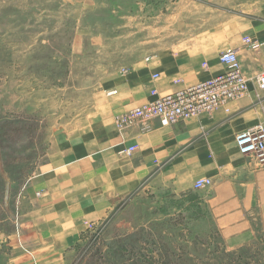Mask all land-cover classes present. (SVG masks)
Wrapping results in <instances>:
<instances>
[{"label":"rangeland","instance_id":"rangeland-1","mask_svg":"<svg viewBox=\"0 0 264 264\" xmlns=\"http://www.w3.org/2000/svg\"><path fill=\"white\" fill-rule=\"evenodd\" d=\"M238 37L264 41V0H0V264H264L261 227L236 244L202 195L139 178L102 212L110 165L89 159L73 184L122 135L138 67L219 60Z\"/></svg>","mask_w":264,"mask_h":264},{"label":"crops","instance_id":"crops-1","mask_svg":"<svg viewBox=\"0 0 264 264\" xmlns=\"http://www.w3.org/2000/svg\"><path fill=\"white\" fill-rule=\"evenodd\" d=\"M249 39L244 38V45ZM226 47L238 50L247 79L244 94L211 115L203 114L166 128L154 121L152 129L146 133L130 129L121 133L119 139L111 138L114 141L112 151L95 152L91 157L78 160L80 172L73 175V184L78 187L81 177H86L87 173L83 171L87 165L83 166L82 161L89 159L93 167L105 164L103 170L110 165V190L106 181L97 176L94 181L96 191L101 193L98 210L106 212L109 206L124 200L138 188L139 178H148L151 185L165 189L176 198L202 195L203 208L210 209L218 225L228 224L222 232H231L229 238L236 244L252 240L256 227L260 226L264 233V167L241 155L235 142L237 134L264 121V93L256 83L258 75L264 72V50L259 51L264 46L253 52L246 45L249 51L245 50L238 37L226 40L222 48ZM145 63L143 68L138 67L139 70L132 73L131 83L123 90V108L140 106L229 72V68L216 58L146 60ZM126 145L128 149L136 147V153L127 156L128 159L118 152ZM203 178L210 179L212 186L195 190V182ZM86 188L88 186H84Z\"/></svg>","mask_w":264,"mask_h":264},{"label":"built area","instance_id":"built-area-1","mask_svg":"<svg viewBox=\"0 0 264 264\" xmlns=\"http://www.w3.org/2000/svg\"><path fill=\"white\" fill-rule=\"evenodd\" d=\"M246 42V45L253 50H259L264 46V41L249 39ZM219 61L229 67L228 73L173 94V96L148 102L149 108L138 112L132 119H145L139 124L144 131H148L154 118H158L164 125L174 124L183 118L201 113H211L219 104L242 94L246 90L247 84L240 73L237 52L224 51L220 54ZM258 85L264 90V75L259 77ZM156 108L160 110V115L150 118L151 112ZM168 110H173L174 113L168 120H164L163 114ZM238 146L243 154L255 155L264 165V126L253 128L239 135ZM130 150H133V147ZM202 185L203 182L198 184L199 187Z\"/></svg>","mask_w":264,"mask_h":264},{"label":"bare ground","instance_id":"bare-ground-1","mask_svg":"<svg viewBox=\"0 0 264 264\" xmlns=\"http://www.w3.org/2000/svg\"><path fill=\"white\" fill-rule=\"evenodd\" d=\"M226 51H227V50H226ZM233 51H236V52H237L238 59H239V53H238V50L235 49V50H233ZM223 52H224V51H223ZM223 52H222V53H223ZM239 62H240V59H239ZM223 65H224V64H223ZM225 66H226V65H225ZM227 67H228V66H227ZM228 68H229V67H228ZM240 73H241L242 77L244 78V80H245V82H246V84H247V79H246V77H245V75H244V73H243V71H242L241 64H240ZM262 75H264V72H262L261 74L258 75L257 80H256V83H257V87H258V89H259L260 91L264 92V90L261 89V88L259 87V85H258V79H259V77L262 76ZM155 76L157 77L158 75H155ZM210 80H211V79H210ZM207 81H208V80H207ZM205 82H206V81H205ZM202 83H203V82H202ZM199 84H200V83H199ZM196 86H197V85H196ZM193 87H194V86H193ZM190 88H191V87H190ZM187 89H189V88H187ZM187 89H185V90H187ZM183 91H184V90H183ZM246 91H247V88H246V90H245L242 94H244ZM180 92H181V91H180ZM177 93H178V92H177ZM175 94H176V93H175ZM242 94H240V95L237 96L236 98H233V99H231V100H228V101H226V102H223V103L219 104V105H218V106H217V107H216L211 113H201V114H198V115H195V116H191V117H189V118H183V119H180L178 122H176V123H174V124L164 125V124H162V122H161L158 118H154L153 121L151 122V128H150L148 131H144V130L142 129L141 125L139 124V122H141V121H143V120H145V119H136V120H135V119H132V118H133L134 115H136L138 112L145 111V110H147V109L149 108V104H148V102H153V101H148V102H146V103H144V104H142V105H140V106H137V107H134V108L130 109L129 111H127L126 113H124V114H122V115L117 116L116 119H115V127H116V129H117L120 133H126V132H127L128 130H130V129H139L142 133L149 132V131L152 129V123H153L154 121L158 122V123L160 124L161 127H165V128H166V127H170V126L175 125V124H177V123H179V122H181V121L189 120V119H192V118H196V117H199V116H201V115H203V114H205V115H211V114H213L218 108H220V107H222L223 105L228 104L229 102H231V101L237 99V98L240 97ZM168 96H173V94H172V95H168ZM168 96H165V97H168ZM165 97H161L160 99H163V98H165ZM158 99H159V98H158ZM158 99H157V100H158ZM154 101H156V100H154ZM173 113H174L173 110L165 111V113L163 114V119H164V120H168L170 117H172ZM156 115H160V110H159L158 108L154 109V110L151 112V117H150V118H153V117H155ZM122 125H124V126H122ZM260 126H264V123H260V124H258V125L252 126V127L248 128V129H246V130L240 132L239 134H237V136H236V138H235V142H236V146H237V148H238V150H239V152H240L241 155L246 156V157H250V158L254 159V160H255L260 166L264 167V165H262V164L259 162L258 158H257L255 155H253V154H250V155H245V154H243V153L241 152L239 146H238V136H239V135H241L242 133H245V132H247V131H249V130H251V129H253V128L260 127ZM130 148H132V147H130ZM130 148L127 149V150L125 151V152H126V156H129V157H131V156L134 154V152L136 151V147H133V150H130ZM200 182H203V185L199 187L198 184H199ZM211 186H212V181H211L210 179H208V178H203V179H200V180H198V181L195 182V184H194V189L199 191V190H202V189H205V188L211 187Z\"/></svg>","mask_w":264,"mask_h":264}]
</instances>
